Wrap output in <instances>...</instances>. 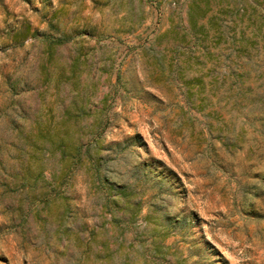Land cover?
Segmentation results:
<instances>
[{
    "label": "rangeland",
    "instance_id": "rangeland-1",
    "mask_svg": "<svg viewBox=\"0 0 264 264\" xmlns=\"http://www.w3.org/2000/svg\"><path fill=\"white\" fill-rule=\"evenodd\" d=\"M0 264H264V0H0Z\"/></svg>",
    "mask_w": 264,
    "mask_h": 264
},
{
    "label": "trees",
    "instance_id": "trees-1",
    "mask_svg": "<svg viewBox=\"0 0 264 264\" xmlns=\"http://www.w3.org/2000/svg\"><path fill=\"white\" fill-rule=\"evenodd\" d=\"M62 38H58L56 42H60ZM41 124H37V132H45L46 134L48 133V139H50V143L53 146L51 148V154H54L57 157V161L59 163V166L57 170H51L49 172L48 176V182L50 184H53L54 182H59L58 184L61 183H67L69 180V177L75 170V168L78 165L83 164L85 161L90 162V167L93 168V175L95 179L98 181V184L103 185V179L100 173V156H94V153L90 151L91 148L83 147L82 142L79 140V138L72 139L71 136H69V127L67 126L66 129L63 131L64 135H67V139L65 137L61 138L59 141L56 142V140L50 138V130L49 127L46 128L45 131L40 127ZM53 136V135H52ZM56 143V145H55ZM58 147V148H55ZM98 155V152H96ZM104 187V186H103ZM105 188V187H104ZM53 189V195H63L61 192L55 191V187L52 185ZM52 191V190H51ZM115 198L111 196V194L108 193L106 196V205H110L114 202Z\"/></svg>",
    "mask_w": 264,
    "mask_h": 264
}]
</instances>
